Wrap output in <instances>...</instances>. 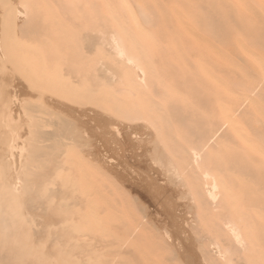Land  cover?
I'll return each instance as SVG.
<instances>
[{"label": "rangeland", "instance_id": "374dc122", "mask_svg": "<svg viewBox=\"0 0 264 264\" xmlns=\"http://www.w3.org/2000/svg\"><path fill=\"white\" fill-rule=\"evenodd\" d=\"M106 3V0H0L1 198L6 196L10 186L18 184L20 187L24 183L25 170L30 173V188L36 190L31 195L34 198L42 196L43 183L46 188H52L53 183L76 172L82 177H78L81 183L87 181L85 186L92 181L90 193L98 200L95 202L97 207L104 210L98 217L91 218L93 222L99 219L100 226L92 222L94 229L89 234L76 235L72 229H67L68 218L61 214H69L71 220L78 218L82 225V217L88 214L85 206L58 210L70 201L49 199L37 205L36 219L31 223L30 211H25L24 207L23 215L27 217H15L16 229H0V258L5 256L0 259V264H4L3 261L5 264H30V259L34 264H206V258L201 257L205 255V251L200 252L201 242L206 238L208 241V235L218 239L217 236L222 234L215 227L217 230H213L219 233L216 236L210 229L212 224L207 225L213 220L196 197L192 169H188L182 178L176 176L180 171L173 169L174 164L186 167L188 150L201 144L199 140L206 132L208 120L204 115V102L194 103L190 99L193 96L191 89L196 84L189 77L198 68L161 66L160 60L168 57L166 60L173 64L194 61L188 49L192 41L185 38L187 49L180 52L176 42L162 41L156 22L145 26L140 21L139 6L153 8L146 0H127L126 5L120 0ZM108 5L114 6L123 17L131 10L138 17L139 26L132 21L116 23L107 11ZM114 34L125 40L131 53H141L151 62L147 82L151 81L150 89L131 83L130 76L133 79L141 73L134 70L137 75L134 74L131 67L123 64L125 61L117 59L110 50L107 42ZM173 52L178 53L176 59L169 56ZM162 55L165 56L161 58ZM108 75L116 77V81L111 82ZM126 79L136 86L135 91L125 84ZM181 86L186 91L185 99L175 90ZM144 91L149 96L144 95ZM141 93L146 99L150 97L149 100ZM158 104L161 114L156 112ZM237 107L240 116L252 112L247 104ZM162 113L168 114L167 124L160 122L161 118L158 120ZM132 115L136 119H132ZM221 124L223 131L217 141L205 149L204 160L216 172L221 166L228 168L224 179L233 183L232 189L243 198L233 208L228 199L213 207V214L225 219L237 209L252 212L247 206L253 204L251 196L264 189V165L261 173H254L249 165L241 171L231 170L229 162L244 163L239 154L237 157L226 154V146L234 151L242 150L246 163L254 157L242 139L230 133L228 124L223 120ZM257 126L264 129L261 124ZM16 134L17 140L14 139ZM180 144H183L182 148ZM216 157L223 158L225 164L218 166ZM68 167L71 171L66 170ZM50 174L53 179L49 178ZM72 174V180H76L77 175L74 174L73 179ZM24 194L22 189L15 194L22 206L27 199ZM225 198L228 197L225 195ZM223 234L226 238L221 236L222 243L229 244L228 235ZM219 241H216L217 246ZM202 245L204 248L207 244ZM208 245L204 249L209 250L213 244L210 248ZM219 247V250L216 246L211 248L206 257L215 254L217 257L212 256L215 259L211 260L223 264L218 256L220 250H231L222 244ZM252 247H245L250 255L243 247V250L236 248L237 251L231 252L236 264H264V247L257 248L259 251L255 250L257 254L253 255L250 253L254 251ZM214 249L218 253H213ZM245 253L255 259L247 260L248 256L245 259ZM258 254L262 256V262ZM207 262L211 264L210 260Z\"/></svg>", "mask_w": 264, "mask_h": 264}, {"label": "bare ground", "instance_id": "6f19581e", "mask_svg": "<svg viewBox=\"0 0 264 264\" xmlns=\"http://www.w3.org/2000/svg\"><path fill=\"white\" fill-rule=\"evenodd\" d=\"M106 1H107L106 3L107 5L109 3V0H106ZM120 1L123 2L125 5L127 4V0H120ZM146 2L152 3L153 8L151 7L145 8L144 6L140 5L139 6L140 21H142L145 26H147V24H149L150 22H156L158 35L162 39L163 42H167V41L176 42L179 51L184 52L187 49V47H185L184 45V39L189 38L192 41L191 42L192 46H190L188 49H190L192 57L194 58V61H188L183 64H179L176 62L173 64L172 62H169L168 60H166V58L168 57H165L163 59L162 57L165 55H162L161 56L162 59L160 60V65L165 66V65L172 64L175 67L187 65L188 67L192 66V67L198 68V71L195 72L193 76L189 77L191 81L196 84L191 89L193 96H191L190 99H192V102L194 103L198 101V102H204V104L206 105V111H205L206 114L204 115L207 117V120H208L206 122L207 129H206V132L201 137L202 139L200 138L199 140L201 144L199 143L197 146H194L188 150L189 161L187 162L186 167H184L182 164L181 165L179 164L175 165L174 163H171V164L175 165V166L173 165V169L175 168L174 170H178V172L179 171L181 172V174L179 172L178 175L175 172L174 175L176 174V176L178 177L180 175L181 178L183 177L184 173L188 171V169L190 168L192 169L193 171L192 176L194 177V180L196 182V186H195L196 195H197L196 197L200 198V202L202 203V206H203L202 209L207 211L208 216L211 217V220H213V223H211L210 221V223H208L207 225L210 226V224H212V227L210 228L212 230L219 229L220 230V231L218 230L219 233L220 234L222 233L221 236L224 235L223 233H225L226 236L228 235L227 237L230 239L231 241L230 243L235 246V247H233L232 245L229 246L230 243L223 244L224 241L222 240L225 239L226 237L223 238L222 236L223 238L222 239L219 233L213 230V233L216 234V236L219 235V237L217 236V238L220 240L219 246L220 244H222L223 247L226 248V246H228L229 250H231L227 252L228 250L225 251L226 249L222 247L224 251L220 250L218 256L221 258V261H224L223 264H236V261L233 257L234 255H232L231 253V252L234 253L235 251H237L236 248H238V250H243L241 249V247H243L244 252H248L246 251L245 247L247 246L248 248L252 246L256 247V248L252 247L254 251L250 252L253 255V254H257V252H255V250H258L257 248L263 249L264 247V197L262 196L264 195V189L261 188L260 191H258L255 196H251L252 198L250 200L252 201L253 204H251L250 206H247V208H250L252 210V212L250 213H245L237 209L234 212L229 213V216L225 219H222L221 216L219 215L213 214L212 212L213 207L216 206V204L219 203L220 201H223L224 199H228V203H230L231 207L233 208V207H236L238 204H240V202L243 201V198H241V195H240L241 193L232 189V186L234 185L233 183L231 184L225 181L224 178H226L225 176L228 174L226 173L228 168L223 167L224 168L223 169L221 166L219 168V171L217 170L218 172L214 171L213 169H210L209 168L210 165L209 164L207 165L205 163L206 161L204 160V152H205V149L213 145L217 141V139L220 137L223 131L222 130L223 125L221 124V121L223 120L225 121V123L228 124V129L230 133L233 135L239 136L254 157L253 160H250V163L249 162L246 163L244 156H242L244 155L242 154L244 153L242 150L234 151L229 147V145L226 146V150H225L226 154L230 156L234 154V156L236 157H237V154H239L240 159L244 163V164H240L236 162V160L229 162L230 167L232 168L231 170L238 169L241 171L244 166L249 165L252 168L254 173L262 172V169H263L262 166L264 165V129L260 130L257 125L261 124L264 127V0H146ZM107 11H109L110 17L113 20H115L116 23L117 22L125 23V22L132 21L133 24H138L140 22L137 19L138 17L134 15L131 12V10L130 11L128 10L127 15L124 17L119 14V12L114 6L108 5ZM137 26H139V24ZM143 32L146 33V30L143 29ZM149 33H150V30H149ZM149 36L150 38L154 39V35L150 34ZM124 41L125 40L120 35L114 34L110 37L107 43L110 46V50H112L115 53V56L117 59H119L120 61L121 60L125 61V63L123 64H125L126 66L129 65L131 67V70L134 72V74L137 75L136 71L134 70H138V73L139 72L141 73L139 77L134 76L135 80H133L134 78L131 79L132 76H130L129 79L131 83L133 85L138 84L137 87L142 85V87L144 86V88L146 89L149 87L151 83L150 81V83L147 84V82H149L148 79L150 80V71H151V66H152L151 62L148 61L146 57L142 55L141 53L140 54L131 53L130 48H128V46L125 44ZM176 54L178 53L175 52L174 54L169 55V56L176 59L177 58ZM127 68L130 70L129 67ZM131 70H130V73L132 74ZM128 73H126L125 75H128ZM110 75L112 74L110 73ZM113 75L116 76L117 74L115 75L113 73ZM108 77L111 82L116 81L115 79L116 77L112 78V76H109V75ZM130 81L126 79L125 82L127 83L125 84L129 85L131 88H133V91H135L136 86H134L135 87L134 88L133 85H131ZM125 84L123 82V86ZM126 88L127 87H125V89ZM122 89L120 88L121 91ZM149 89H147V92ZM175 90H176V93L179 95V97L181 96L183 99H185L184 97L186 94V91H184L185 88L181 86ZM144 92H145L144 95L148 94L147 96H149V93L146 94V91ZM128 93L130 94V91ZM131 95L133 94L131 93ZM136 95L137 93L134 94V96ZM144 95H143V98H144ZM149 98L147 97L148 100ZM151 104L153 105V102ZM243 104H247V106L251 109L252 112H250L249 114L245 116L244 115L240 116L239 114H237V109H238L237 105H243ZM152 107H154V105ZM156 107H157L156 112L158 110L162 111L160 104L156 105ZM69 108L71 107L69 106ZM153 109L155 110V108ZM70 111L72 110L70 109ZM162 114L163 115L158 114L159 115L158 120L160 121V118H161L160 122L166 123L168 120V114L167 113H162ZM155 115H157V113ZM128 117H130V115H128ZM134 118L136 119V116H134L132 119ZM16 137H18L17 134L14 137V139H16ZM182 145L183 144H180L179 147H181ZM20 151H23V150L20 149ZM67 152H71V151L67 150ZM170 152H173V151L170 150ZM86 156H88L87 153H86ZM64 158L66 159V157ZM89 159L93 161V159H91L90 157ZM216 159L218 162V166L219 164L220 165L225 164L223 161V158L221 159L220 157H216ZM90 160L87 159V161H90ZM96 161L99 162V160H96ZM171 164H170V167L172 166ZM70 169L71 167L66 168L67 171H69ZM171 170L169 169V171ZM25 172H24L25 178H23L24 183H21L20 187L17 186L18 184H16L15 186H10V190L7 191L8 193L6 194V196L1 198V195H0V229H3V230L4 229L6 230L16 229L15 228V225H16L15 217L18 218V217L24 216L23 214L25 211H30V215L32 216L30 217V223H31L32 221L36 219L35 212L37 210V205L45 203L49 199L70 201L69 204L67 205L61 204L62 206H60L58 210H61L63 208L69 210L68 207L72 209V208H79V207L85 206L87 213L90 215V217L88 214L84 215L82 217L83 221H81L82 225L79 224L78 218L71 220L70 219L71 216L69 214H61L60 212L61 216L65 215L66 218H68L67 224L65 223L67 226V229L68 230L72 229L71 231H73V233H75L76 235L77 234L79 235L89 234L91 230L94 229V225H95L94 222H96L95 226L97 225L100 226V224H98L100 223L99 219H96V221L94 222L91 219L92 217H95V215H97L98 217V214L104 212V210H102L100 207H97L98 204H95V202H97L98 200L96 201V199L93 198L90 193V190L92 191L91 187L93 186L92 181L89 182L90 184L88 183L89 185L87 184L88 185L87 187L85 186V183H87V181H84V180L82 181L84 185L81 183V180L79 179L81 177L80 174H79L80 175L79 177V175H77L76 172H72L75 175H77L76 180H72V176H71L72 173L71 174L67 173L69 175H67L66 178L64 177L63 181L53 183L52 188H46V183H43V189H41L42 196L40 198H34L31 195L33 193H36V190H33L30 188V186H32V184H30V180H28L30 179V173H28L26 170ZM74 174H72L73 177H74ZM172 175L173 174H171V176ZM239 177H240V174H239ZM239 177L237 176V179H239ZM49 178L53 179V176L50 174ZM73 179H75V177ZM19 189H22L23 192L27 196V199L25 200V203H23V206L19 204L18 198L17 196H15L16 192ZM97 191L98 190H95V192ZM225 195L228 198H225ZM178 197H181V196H178ZM23 208L25 209V211ZM24 217H27V216L25 215ZM25 219L26 221L28 220L27 218ZM52 222H51V225H53ZM92 222L94 223V225L92 224ZM53 223L58 224L57 222H53ZM44 225L46 226L45 223ZM42 228L44 227L42 226ZM202 231L203 230H201V232ZM202 233L204 234V232ZM247 233H249V235L253 234L252 237H250ZM201 235L202 234H200V236ZM211 236L212 235H208V237H210L208 241L205 235L203 237L204 239L206 238L205 241H207L208 243L205 241L203 242L200 241V242L202 244L206 243L207 245L213 244L214 247L216 246V248H218L219 250L220 247L217 246L218 243L216 242L218 241V239H213L212 238L213 236L212 237ZM90 239L91 238H88V240ZM209 240L211 243H209ZM213 240L215 241L213 242ZM202 244L200 246V249L202 248L203 250L201 249L200 252L203 253L202 251H205L203 253L205 255L201 257L206 258L205 262L206 264H209L207 260L208 261L210 260V263H211L212 261L211 258L212 256H215V254L213 255L211 254V257H209L210 255L206 257L207 256L206 252L208 253L209 251H212L211 248H214V247L213 245H211L212 247L210 248L208 245V248H210L211 250L210 249L206 250L204 248H206L205 246L207 245H204V248H203ZM47 251L46 253H48ZM216 251L217 250L213 251V253H215ZM248 254L245 253L246 255V256L244 255L245 259L248 256ZM4 257L5 256H3L0 259H3ZM215 257L212 259L214 260ZM248 258H251V257L248 256L247 260ZM260 258H261L260 262H262V256H260ZM12 259H13V255H12ZM251 259H255V258H251ZM215 261H212V262L214 264H218ZM233 261L235 262L233 263ZM251 261L256 262L255 260H251ZM244 262L246 261L244 260ZM248 262L250 263V261ZM3 263L5 264L4 261ZM30 264H34V261L32 259H30ZM239 264H243V263L239 262Z\"/></svg>", "mask_w": 264, "mask_h": 264}]
</instances>
